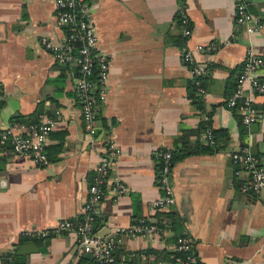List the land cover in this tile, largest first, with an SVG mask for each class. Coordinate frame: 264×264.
I'll return each mask as SVG.
<instances>
[{
  "label": "crops",
  "instance_id": "crops-1",
  "mask_svg": "<svg viewBox=\"0 0 264 264\" xmlns=\"http://www.w3.org/2000/svg\"><path fill=\"white\" fill-rule=\"evenodd\" d=\"M235 1L91 0L98 47L110 66L92 144L81 115L75 66L57 62L42 43L44 37L65 40L54 0H0V131L26 132L30 116L41 106L61 111L47 141L54 159L39 165L10 149L0 157V264L5 252L23 258L18 264H88L75 233L32 238L25 232L82 217L89 182L108 140L119 148L110 174L129 191L117 201L107 195L99 203L103 233L153 213L150 201L160 194L161 149L186 145L189 154L175 161L171 175L176 231L192 237L195 254L205 264H264V187L241 191L245 177L234 173L230 158L232 150L248 143L264 164V93L255 98L257 128L252 123L247 131L241 132L237 112L225 102L247 50L264 57V0H249V12L262 18L251 32L236 22ZM180 5L192 24L184 46L203 68L202 109L187 96L193 75L178 44L183 36L176 16ZM210 42L215 48L197 50L198 44ZM258 72L264 78V66ZM207 119L208 127L227 130L223 147L211 152L198 145L207 144ZM168 237L124 238L116 256L172 250L174 241Z\"/></svg>",
  "mask_w": 264,
  "mask_h": 264
},
{
  "label": "built area",
  "instance_id": "built-area-1",
  "mask_svg": "<svg viewBox=\"0 0 264 264\" xmlns=\"http://www.w3.org/2000/svg\"><path fill=\"white\" fill-rule=\"evenodd\" d=\"M249 0H236L237 23L246 26L251 32L261 23V17L253 15L247 9ZM56 21L64 27L65 40L55 43L44 37L42 43L59 63H76L79 65L77 89L81 106V115L85 128L91 137L92 144L97 140L99 125L97 97L104 96L108 88L109 61L99 50L98 36L91 16V5L86 0H54ZM182 34L189 38L192 25L184 6L178 7ZM264 19H262L263 21ZM200 52L215 48L213 43L198 44ZM181 59L193 62L191 72L198 91L203 93L199 76L202 74L200 63L194 60V52L184 46L181 48ZM96 62L99 71L98 79L93 76V64ZM264 66V57L252 49L247 50L242 60L241 68L235 78L232 92L226 97V105L235 109L241 115L242 122L250 125L260 119L255 106V98L264 93V78L258 71ZM2 81L0 79V108L2 106ZM60 109L42 111L38 120L28 125V134L15 133L11 127H4L0 132V157L5 150L10 149L15 155L29 157L39 165L47 164L49 159L45 152L48 137L53 127L58 123ZM206 143L215 145L216 140L211 128L204 130ZM9 144V145H8ZM119 155L116 143L108 140L104 151L99 154V160L87 189V197L83 205V215L79 219H60L53 227L25 232L31 237H47L62 232H72L77 236L81 254L94 258L95 264H205L194 251V241L188 233L177 235L172 250L183 251L184 255H173L171 260L157 258L152 250L131 252L128 259H118L116 252L124 238L144 236L165 239L173 233L171 219L164 213L171 210L175 204V192L172 182L173 163L169 150L161 151V165L157 176L160 194L151 199L152 214L138 217L127 227H111L103 233V226L96 227L95 213L98 205L108 195L113 201L128 193V186L116 175H111L114 162ZM230 158L237 176L244 175L239 189L243 192L259 191L264 187V164L259 160L247 143L241 148L232 150ZM2 264H11L10 259Z\"/></svg>",
  "mask_w": 264,
  "mask_h": 264
},
{
  "label": "trees",
  "instance_id": "trees-1",
  "mask_svg": "<svg viewBox=\"0 0 264 264\" xmlns=\"http://www.w3.org/2000/svg\"><path fill=\"white\" fill-rule=\"evenodd\" d=\"M87 1V3H91V0H86ZM176 16H177V19H178V21L179 22H181L180 21V14H179V11H177V14H176ZM190 22V21H189ZM191 24V23H190ZM192 25V24H191ZM187 38L186 37H184V36H179V41H178V44H180L181 45V48H183L184 47V45H185V40H186ZM62 64H73L74 66H75V69H76V71H77V74L79 75V65L78 64H76V63H62ZM188 64L190 65V66H192L193 64H194V61L193 62H188ZM202 70H203V68H202ZM98 71H99V68H98V66H97V64H96V62L93 64V78L95 79V80H97L98 79ZM199 78H200V80H201V85L202 86H204L203 85V75L201 74L200 76H199ZM77 92H78V89H77ZM232 92V91H231ZM230 92V93H231ZM229 93V94H230ZM228 94V95H229ZM79 95V94H78ZM227 95V96H228ZM187 96L189 97V99L191 100V102H192V104L197 108V109H202V107H203V98H202V96H200L199 95V91H198V85L195 83V81H194V78H191V80H189V82H188V85H187ZM101 101H102V98H101V96L99 95L98 97H97V103H98V109H99V107H100V104H101ZM43 107L41 106V107H39L38 108V110H36L35 111V114L34 115H31L30 116V119L28 120V125L30 124V123H33V122H36L37 120H38V115H39V113L40 112H42V111H44L43 109H42ZM235 110V109H234ZM46 111H51L50 109H47ZM236 111V110H235ZM237 112V111H236ZM19 118L21 117V115H17ZM17 116H15V117H17ZM209 116V115H208ZM237 116H238V119H239V123H240V126H241V132L242 131H247V127L249 126V125H247V124H245V123H243L242 122V118H241V115L239 114V113H237ZM17 117V118H18ZM15 120H18V119H15ZM210 125V119H207V125H205V128L206 127H208ZM211 131H212V134H213V136H214V138H215V140H216V144L215 145H212V144H206V145H200V144H198L199 145V150H202V151H205V152H211V151H214V150H218V149H221L222 147H223V145H222V137L224 136V135H226V133H227V130L226 129H224V128H219V129H213V128H211ZM1 132V131H0ZM29 133V131L27 130L26 132H24L23 134H28ZM245 144H247V143H242L241 144V146L239 147V148H241L243 145H245ZM9 145V144H8ZM238 148V149H239ZM166 150H169L170 152H171V160H172V163H173V166H174V163H175V161L176 160H178L179 158H181V157H183L184 155H187V154H189V151H188V149H187V147H186V145H176V147L175 148H171V149H168V148H162L161 149V151H166ZM236 150V149H235ZM45 152H46V155H47V157H48V159L49 160H52V159H54V157L53 156H55V155H51L50 154V152L48 151V148H47V145H46V147H45ZM161 157V156H160ZM160 169V164H159V167H158V170ZM235 186L238 188V182H236L235 183ZM170 219H171V222H172V226H173V233L168 237V238H171V239H173V241H175V239H176V237H177V235H179L178 233L179 232H177L178 231V228H177V225H176V223H175V221H174V218H173V214H172V212H171V210H169V211H166V212H164ZM140 217V216H139ZM138 218V217H137ZM136 218V219H137ZM95 219H96V227H100L102 224H103V220H104V218H103V215H101V214H99V213H95ZM177 230V231H176ZM26 235V234H25ZM28 235H26V237H27ZM25 237V236H24ZM29 237V236H28ZM32 238H36V237H32ZM174 243V242H173ZM156 255H157V258H164V259H168V260H171L172 259V256L173 255H176V254H178V255H184V252L183 251H179V252H177V251H173V250H164V249H162V250H156V249H151ZM86 258H87V261H88V264H95V260H94V258H92V257H89L88 255H84ZM8 259H10V262H11V264H18V261H19V263L20 262H22L23 261V258L22 259H20V258H18V257H16L15 258V256H14V254H10V252H5V253H3V255H2V263H4L5 261H8Z\"/></svg>",
  "mask_w": 264,
  "mask_h": 264
},
{
  "label": "water",
  "instance_id": "water-1",
  "mask_svg": "<svg viewBox=\"0 0 264 264\" xmlns=\"http://www.w3.org/2000/svg\"><path fill=\"white\" fill-rule=\"evenodd\" d=\"M258 121H259V120H258ZM252 125H253V127L257 128V122L254 123V124H252Z\"/></svg>",
  "mask_w": 264,
  "mask_h": 264
}]
</instances>
